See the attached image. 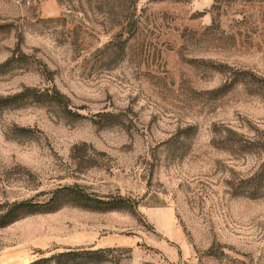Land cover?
<instances>
[{
    "label": "rangeland",
    "instance_id": "rangeland-1",
    "mask_svg": "<svg viewBox=\"0 0 264 264\" xmlns=\"http://www.w3.org/2000/svg\"><path fill=\"white\" fill-rule=\"evenodd\" d=\"M223 1L0 0V208L55 209L0 264H264V0Z\"/></svg>",
    "mask_w": 264,
    "mask_h": 264
},
{
    "label": "trees",
    "instance_id": "trees-1",
    "mask_svg": "<svg viewBox=\"0 0 264 264\" xmlns=\"http://www.w3.org/2000/svg\"><path fill=\"white\" fill-rule=\"evenodd\" d=\"M45 94L51 102L59 104L63 108L68 109L67 104L63 103L65 98L56 89L46 91ZM17 98L18 97L6 98L2 99L1 101L5 103L3 106L7 107L8 105H10V101ZM68 196L78 206L87 207L92 210L108 212L125 208V203L123 201L118 200L113 202H106L102 200H97L91 195L85 193V191H83V189H80L79 187L69 189ZM53 203L54 201L52 200L50 203L43 206L35 205L30 202L6 204L0 208V229L7 228L29 215L39 213L40 210L43 209L47 213L55 211V209H48V207L54 205ZM48 262L52 264H79L78 255H76L74 252L59 254L58 256L52 257L51 259L39 260L33 264H45Z\"/></svg>",
    "mask_w": 264,
    "mask_h": 264
}]
</instances>
